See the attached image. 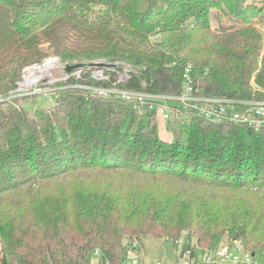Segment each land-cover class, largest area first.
<instances>
[{
	"label": "trees",
	"instance_id": "1",
	"mask_svg": "<svg viewBox=\"0 0 264 264\" xmlns=\"http://www.w3.org/2000/svg\"><path fill=\"white\" fill-rule=\"evenodd\" d=\"M257 1L261 7L249 0H0V93L16 87L23 67L53 53L67 63L106 61L110 80L126 69L117 63L129 64L130 78L119 85L126 89L178 94L190 65L206 94L260 99L264 43L249 21L264 9ZM216 6L242 24L225 25ZM25 109L0 102V203L25 186H36L29 190L42 202L4 235L0 264H90L94 253L102 264H123L141 236L177 247L187 228L181 252L190 258L216 250L223 232L253 256L264 250V128L179 110L167 120V142L154 111L78 90L36 117ZM94 171L128 183L47 186Z\"/></svg>",
	"mask_w": 264,
	"mask_h": 264
},
{
	"label": "rangeland",
	"instance_id": "2",
	"mask_svg": "<svg viewBox=\"0 0 264 264\" xmlns=\"http://www.w3.org/2000/svg\"><path fill=\"white\" fill-rule=\"evenodd\" d=\"M256 3L259 7L262 6L261 2L257 0H249ZM220 6H216L214 13L221 14V21L225 24L239 25L240 21L236 22L229 14H225ZM212 23L215 25L216 20L212 19ZM251 25L255 27L263 37L264 43V9L258 16H255L249 20ZM248 25V24H246ZM108 63L103 60H91L82 62H64L59 55L50 53L40 63L31 64L23 67L20 78L16 81V87L10 90L7 94L0 93V102H7L14 106L17 110L25 109L29 116H38L39 110H48L53 108L57 104V99L60 95H65L68 92L80 91V89L70 86V83L65 79L64 70L66 65L73 63H84L85 65L78 68L79 70L90 71L93 76L90 78L92 82H107L106 79L100 80L107 67H96L93 63ZM123 65L126 69L132 68L129 64L117 63ZM77 70V69H75ZM74 71V70H73ZM72 72V71H71ZM109 76V75H108ZM105 80V81H104ZM83 92V91H82ZM157 124L158 134L164 141H171L173 133L168 130V124L166 120L157 118L155 120ZM72 178L73 184L70 181H57L55 183H48V187L52 190L69 189L76 187L75 184L82 183L84 189H93L94 186L101 182L105 184L106 181H112L113 185L122 183H128V176H113V179H109L110 174L99 173L94 171L92 173L85 174L84 172L75 174ZM103 180V182H102ZM107 184V183H106ZM78 185V184H77ZM168 186V184L163 183ZM36 188V186H25L18 191L3 195L0 203V262L4 255V245L2 238L9 232L10 227H17L23 225L26 221L33 217L36 212V203H41L42 199L37 193L29 190ZM56 198V197H55ZM223 229V228H222ZM190 230L185 229L181 232V236L176 240L177 247L165 237H154L151 235L141 236L137 241H133L130 245L129 254L136 255V259L129 260V264H177L183 262L185 259L189 260L190 264H197L199 257L190 258L188 252L182 253L184 244L187 242V235ZM195 239L192 240L194 243ZM217 245L214 247L216 250L220 248H239L241 250L250 252V248H245L241 241L233 240L228 237L227 232H223L218 240ZM182 253V254H181ZM215 254V249L212 251ZM184 257V258H182ZM254 259L260 264H264V250L256 252ZM90 264H102L100 261L99 253H94L91 258ZM217 264H232L230 261H219Z\"/></svg>",
	"mask_w": 264,
	"mask_h": 264
},
{
	"label": "built area",
	"instance_id": "3",
	"mask_svg": "<svg viewBox=\"0 0 264 264\" xmlns=\"http://www.w3.org/2000/svg\"><path fill=\"white\" fill-rule=\"evenodd\" d=\"M85 73L89 74V78L93 77L90 71L77 69L72 72L64 70V78L70 86L80 89L86 95L101 99H121L132 105L140 114L154 111L159 118L167 121L172 117L173 112L184 110L191 116L216 124L245 126L255 131L264 128V95L260 99H239L206 94L192 77L190 65L184 70L182 87L178 94L122 88L119 85L130 78L128 69L118 72L114 80H110L108 74L102 72V75L97 78L106 79L107 82L111 81L107 86L82 82ZM134 259L136 255L128 254L123 264H129V260ZM219 261H230L232 264H260L250 252L229 247L215 250V254L212 252L205 254L198 260L201 264H217ZM177 264H190V262L185 259Z\"/></svg>",
	"mask_w": 264,
	"mask_h": 264
},
{
	"label": "water",
	"instance_id": "4",
	"mask_svg": "<svg viewBox=\"0 0 264 264\" xmlns=\"http://www.w3.org/2000/svg\"><path fill=\"white\" fill-rule=\"evenodd\" d=\"M85 64L84 63H73V64H68V65H66V67H65V71L66 72H71V71H73V70H75V69H78V68H80V67H82V66H84ZM93 66H96V67H102V66H104V67H107V68H109L110 66H111V64L110 63H93L92 64Z\"/></svg>",
	"mask_w": 264,
	"mask_h": 264
}]
</instances>
